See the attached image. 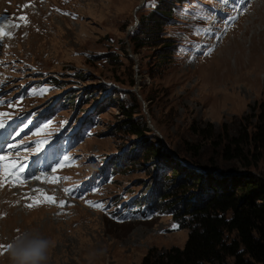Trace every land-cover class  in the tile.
I'll list each match as a JSON object with an SVG mask.
<instances>
[{
  "label": "rangeland",
  "instance_id": "1",
  "mask_svg": "<svg viewBox=\"0 0 264 264\" xmlns=\"http://www.w3.org/2000/svg\"><path fill=\"white\" fill-rule=\"evenodd\" d=\"M154 5L0 0V27L11 34L0 39V113L7 114L0 121L12 130L0 155L25 167L18 177L0 175V246L32 228L52 241L47 264H141L149 250L157 256L182 249L189 233L170 214L134 207L155 177L264 178L263 162L245 168L221 150L226 136L252 130L264 100V0L177 4L163 29L174 48L160 60L156 45L137 50L129 41ZM78 72L84 77L75 78ZM129 110L134 123H146L144 137L128 134ZM21 142L32 150L7 147ZM143 143L164 162L147 156ZM38 144L42 151L35 152ZM59 163L65 166L52 172ZM0 264H9L5 247Z\"/></svg>",
  "mask_w": 264,
  "mask_h": 264
},
{
  "label": "trees",
  "instance_id": "2",
  "mask_svg": "<svg viewBox=\"0 0 264 264\" xmlns=\"http://www.w3.org/2000/svg\"><path fill=\"white\" fill-rule=\"evenodd\" d=\"M184 2L155 0V7L140 17L129 41L137 50L156 45L157 59H165L161 53L171 52L175 43L163 38V29L169 25L177 4ZM111 57L115 56L109 54L107 60L113 64ZM83 77L80 72L75 76L77 79ZM130 84L134 86L135 81ZM70 94L67 100L73 102L74 97ZM82 100L87 101L85 96ZM120 108L124 109V106ZM257 113L250 132L245 128L236 138L225 137L221 149L223 159L235 160L245 168L264 163V100L258 104ZM133 115L132 110L126 111L128 134L144 137L149 129L143 121L134 123ZM142 145L147 156L164 162L159 161L162 157L158 149ZM135 148L138 146L129 149L134 156L139 149ZM117 158H120L118 165L121 166L122 158ZM136 164L132 162L131 165ZM177 172L173 169L172 175L176 176ZM162 177H155L149 183L134 207L141 214L156 211L170 214L172 222L180 229H188L189 233L182 249L176 247L157 256L149 250L141 264H264V178H257L250 172L210 183L196 176L181 180V183L178 180L167 182Z\"/></svg>",
  "mask_w": 264,
  "mask_h": 264
},
{
  "label": "clouds",
  "instance_id": "3",
  "mask_svg": "<svg viewBox=\"0 0 264 264\" xmlns=\"http://www.w3.org/2000/svg\"><path fill=\"white\" fill-rule=\"evenodd\" d=\"M6 247L9 264H47L52 241L37 230L26 228L12 237Z\"/></svg>",
  "mask_w": 264,
  "mask_h": 264
},
{
  "label": "snow or ice",
  "instance_id": "4",
  "mask_svg": "<svg viewBox=\"0 0 264 264\" xmlns=\"http://www.w3.org/2000/svg\"><path fill=\"white\" fill-rule=\"evenodd\" d=\"M26 7L28 5H25ZM186 11V10H185ZM65 15H67L68 13H64ZM75 18V17H73ZM21 20H26V17H20ZM235 19V18H232ZM15 26H19V25H15ZM11 34L7 31H5V29L3 27H0V39H3L4 37L10 36ZM7 115L6 113H0V116H4ZM4 124L2 121H0V128H3ZM39 133H37L38 135ZM18 135V134H17ZM43 143V142H42ZM8 148H22L23 151L28 152L31 151L32 149L29 148H24L22 144H18V143H13V144H9L7 145ZM35 152H40L42 151V144H38L36 146V148L34 149ZM19 154L17 153V156ZM64 161L69 160V157L64 156ZM65 165L63 163H59L57 164L55 167H53L51 169L52 172H56L58 168H62ZM25 171V167L23 164H20L18 162V160H12L11 157L7 156V155H0V175H5L7 177H12V176H17L19 173H23ZM37 179H39V177H36ZM61 178L60 177H53L52 181L53 182H57L59 181ZM67 179V178H64ZM68 189H65V192H68ZM44 196V202L50 203V204H56L55 198L51 197V196H47V194H42ZM90 206L93 207H97V208H102L101 205L99 204H93L91 201H86ZM38 203V201H37ZM65 201L61 200L58 202L57 206L63 208L65 205ZM27 207L31 208L34 205L33 204H28L26 205ZM0 247H5V250H7L6 246H0Z\"/></svg>",
  "mask_w": 264,
  "mask_h": 264
},
{
  "label": "bare ground",
  "instance_id": "5",
  "mask_svg": "<svg viewBox=\"0 0 264 264\" xmlns=\"http://www.w3.org/2000/svg\"><path fill=\"white\" fill-rule=\"evenodd\" d=\"M244 33V32H243ZM260 33V32H259ZM258 33V34H259ZM242 34V33H241ZM227 35V33L224 35V37L221 39L222 41H221V43H220V45H219V48H221L222 46V44L224 43V41H226L224 38H225V36ZM258 36V35H257ZM252 37V36H251ZM260 38V37H259ZM254 40V39H253ZM247 41V40H246ZM245 42V41H244ZM236 44H237V46L239 47V48H241V44H239V42H236ZM246 44V43H245ZM221 46V47H220ZM243 48V47H242ZM217 49V48H216ZM235 52H237L236 50H234ZM30 177H32V175H30L29 176V178ZM32 181H34V183L36 184L37 182L39 183L40 181H38L37 179H33ZM31 181V182H32ZM37 181V182H36ZM31 187V186H30Z\"/></svg>",
  "mask_w": 264,
  "mask_h": 264
}]
</instances>
